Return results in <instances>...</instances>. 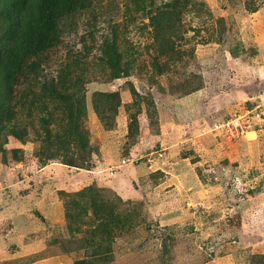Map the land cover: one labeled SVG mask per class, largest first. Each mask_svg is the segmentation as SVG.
Returning <instances> with one entry per match:
<instances>
[{
  "label": "rangeland",
  "instance_id": "374dc122",
  "mask_svg": "<svg viewBox=\"0 0 264 264\" xmlns=\"http://www.w3.org/2000/svg\"><path fill=\"white\" fill-rule=\"evenodd\" d=\"M167 1L156 0V6ZM200 1L205 8L183 9L181 22L172 26L177 44L187 52L194 48V57L173 64V54L161 56L163 73L158 75V53L150 49L152 28L146 27L150 19L129 16L128 8L135 7L131 0H96L91 10L67 21L64 48L45 58L40 76L57 78L64 54L81 59L89 82L80 126L101 154L94 157L93 169L69 167L59 160L42 166L36 140L45 130L37 116L33 125L23 118L30 136L25 143L0 138V148L6 151L5 157L0 152V264H74L86 257L75 249L87 236L86 226L81 232L67 229L60 192L73 194L93 182L112 188L107 196L123 201L121 215L138 217L137 225L116 242L112 264H264V137H259L264 129V0ZM115 27L121 63L131 73L113 80L99 59V47ZM41 86L37 83L36 89ZM133 91L142 111L135 120L137 107H127L134 101ZM98 92L116 94L108 100L113 122L102 121L94 111ZM149 95L157 110L153 122L144 100ZM64 109L58 106L55 118H64L67 127ZM237 116L250 122L249 131L259 130L257 138L255 133L241 140L223 136L218 126ZM130 122L139 128L138 151L131 148L135 144L128 148ZM178 125L187 127L188 135L182 127L174 133ZM254 139L259 145L250 150L247 143ZM202 145L212 146L211 153L201 151ZM197 151L202 160L195 157L193 166L199 179L190 159L185 160V167L177 166L189 183L171 191L175 196L163 190L157 202L152 201L148 174L162 167L166 171L168 162L172 166ZM165 175L161 181L166 182ZM256 231L263 234V242L245 243ZM69 248L75 250L62 254Z\"/></svg>",
  "mask_w": 264,
  "mask_h": 264
},
{
  "label": "trees",
  "instance_id": "16d2710c",
  "mask_svg": "<svg viewBox=\"0 0 264 264\" xmlns=\"http://www.w3.org/2000/svg\"><path fill=\"white\" fill-rule=\"evenodd\" d=\"M155 1L131 0L135 7L128 8L127 12L129 16L136 13L150 19V24L146 27L152 28L153 41L150 49L158 53L154 65L158 75L163 73L161 56L170 58L169 53L173 54V64L183 62L186 56L189 59L194 57V48L187 52L177 44L172 26L181 22L183 9L189 7L202 10L205 3L200 0H169L157 7ZM95 4L96 0H0V138L6 135L5 143H8L9 137L25 143L30 136L23 118L30 119L33 125L32 119L37 116L39 124L45 130L44 135H40L36 140L40 143L37 153L42 166L48 164L47 160H59L69 167L93 169L96 162L94 157L101 154L99 148L89 144L88 134L80 126L82 117L86 114L85 84L89 82L86 72L82 69L81 59L64 54L59 63L57 78L44 76L45 80H42L40 76L45 58L48 59L49 54L64 48L67 21L91 10ZM146 4L154 10H149ZM117 36L115 27L99 47V59L110 69L113 80L129 76L131 73L129 68L121 63ZM177 37L180 41L185 39L183 36ZM50 82H55V86ZM37 83L42 85L39 91L36 89ZM115 95L98 92L94 97L93 109L102 121H114L115 115L110 110L112 106L108 100L115 98ZM133 95L134 101L127 107H137L135 116L132 117L135 120L137 114L142 111L138 94L133 91ZM144 100L150 121L153 122L157 116L154 98L149 95L144 97ZM63 105V113L68 116L67 127L64 118H55L58 106ZM50 125L58 127L53 129L48 127ZM138 133L137 122H130L126 136L128 143L131 142L128 148L134 144L131 148L138 145ZM75 145L77 146L74 147ZM0 152L5 157L6 151L3 147ZM193 154L194 152L184 154L183 159ZM155 174L159 179L155 178ZM161 176H164L161 170L149 173L147 184L148 180L152 183L149 187L159 186ZM111 190L112 188L93 182L84 190L73 194L60 192L66 208L67 229L70 232H81V228L86 226L87 231V236L75 248L83 250L86 257L74 264H112L116 260V242L121 239L123 232L130 231L137 225V214L133 213L132 218L129 214L121 215L120 205L123 201H112L107 196ZM124 216L129 218L128 222L123 221ZM150 229L153 230L152 227ZM75 249H64L62 254ZM160 251H165V245ZM51 254L56 256L55 253ZM41 257L47 258L43 253Z\"/></svg>",
  "mask_w": 264,
  "mask_h": 264
},
{
  "label": "crops",
  "instance_id": "0c3cea01",
  "mask_svg": "<svg viewBox=\"0 0 264 264\" xmlns=\"http://www.w3.org/2000/svg\"><path fill=\"white\" fill-rule=\"evenodd\" d=\"M254 111H255V108H254ZM248 112V111H247ZM255 118V117H254ZM200 119V118H199ZM205 121V120H204ZM193 123L194 122H192L190 125H193ZM205 122H203V125H204V127H205ZM180 126V127H179ZM187 126L189 127V125H188V123H187ZM182 126L181 125H178V127H177V129H175L174 130V133L175 132H177L180 128H181ZM186 128L187 127H182L181 129H183L184 130V132H185V130H186ZM193 128H194V125H193ZM259 131V130H258ZM258 131H255L254 129H253V131H249L248 133L249 134H253V133H255V135H256V138H257V135H259V133H258ZM262 131V135H260L259 137H261V140H262V138L264 137L263 135H264V129H262L261 130ZM184 132H183V134H184ZM187 133V131L185 132V134ZM186 135H188V133L186 134ZM210 141V140H209ZM212 141V140H211ZM210 141V142H211ZM249 146H250V150L254 147V146H257V145H259V142H257V140L256 139H254V140H250V141H248V143H247ZM139 145V144H138ZM137 145V146H138ZM136 146V148H135V150L136 151H138V149H139V147L140 146H138L137 147ZM202 147V150L201 151H203V152H206V155L208 154V152H210L211 153V150H210V148L212 147H208L207 148V146L206 145H202L201 146ZM201 151H197L196 152V154H194L193 156L191 155L190 157H188V158H186V159H182V161H180V160H176V162H174V164H172V166H171V164L168 162V164H167V169H166V171L165 170H163L164 169V167H162V168H159V169H156V170H154V171H151L150 173H152V172H156V171H158V170H161V171H163L164 173H166V175H165V178H166V182L165 181H161V184L159 185V186H157V187H152L150 190H152L151 192H149V194H150V197L151 196H155L153 199H152V201H154V202H157V198H159L160 196H161V194L165 191L166 193H168V194H172V195H174L175 196V193H171V191H179V190H182V188H181V186H182V184H187V183H189V181L187 180V181H183L184 179H183V177H184V174H183V172L180 170V167L179 166H177V164L178 165H180V166H182V167H185L186 166V164H184L183 162L185 161V160H188V159H190L189 161H190V163H191V165H192V167H193V170H195V176L197 177V179H199V177H198V175L196 174V166H195V168H194V166L193 165H195L194 163H195V161L197 160L196 158H201V156L199 155V152H201ZM259 151L261 152V150H260V146H259ZM264 151V150H263ZM202 153V152H201ZM194 157V158H193ZM196 157V158H195ZM105 158V157H104ZM104 160V159H103ZM201 160H202V158H201ZM110 161H111V159H110ZM104 162V161H103ZM96 163V162H95ZM94 163V164H95ZM171 163H173V162H171ZM97 165V164H96ZM176 165V166H175ZM199 165H203V163H201L200 162V164ZM153 167H154V165H152ZM151 166V167H152ZM94 168H95V166H94ZM110 168V167H109ZM108 168V169H109ZM150 168V167H149ZM166 168V167H165ZM43 170V169H42ZM149 175V174H148ZM188 176V175H187ZM198 182H199V180H198ZM200 183V182H199ZM162 184H167V188L166 189H163V187H164V185H162ZM201 185H204V184H201ZM150 188V187H149ZM191 189V188H190ZM164 190V191H163ZM148 194V195H149ZM147 195V196H148ZM158 196V197H157ZM157 197V198H156ZM150 199V198H149ZM184 206V205H183Z\"/></svg>",
  "mask_w": 264,
  "mask_h": 264
},
{
  "label": "built area",
  "instance_id": "2783aa9c",
  "mask_svg": "<svg viewBox=\"0 0 264 264\" xmlns=\"http://www.w3.org/2000/svg\"><path fill=\"white\" fill-rule=\"evenodd\" d=\"M250 128V122L245 119V116H237L218 126V129L223 132V136L229 140L244 139Z\"/></svg>",
  "mask_w": 264,
  "mask_h": 264
},
{
  "label": "water",
  "instance_id": "95a60500",
  "mask_svg": "<svg viewBox=\"0 0 264 264\" xmlns=\"http://www.w3.org/2000/svg\"><path fill=\"white\" fill-rule=\"evenodd\" d=\"M245 243L254 245L263 242V234L260 231H256L245 237ZM216 252L212 253V256H215Z\"/></svg>",
  "mask_w": 264,
  "mask_h": 264
}]
</instances>
